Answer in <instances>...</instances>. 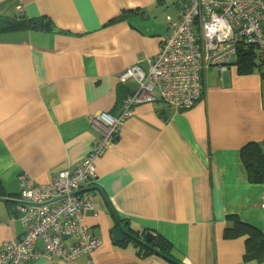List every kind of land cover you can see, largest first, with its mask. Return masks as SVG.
<instances>
[{
    "label": "crops",
    "instance_id": "crops-1",
    "mask_svg": "<svg viewBox=\"0 0 264 264\" xmlns=\"http://www.w3.org/2000/svg\"><path fill=\"white\" fill-rule=\"evenodd\" d=\"M181 2L0 0V23L44 18L53 29L0 31V244L23 233L17 176L47 184L80 165L99 138L92 119L117 114L118 88L128 96L137 86L120 75L146 69ZM261 71L208 70L189 110L159 100L137 106L95 160V185L107 201L92 191L97 215L88 212L85 224L99 246L71 262L32 264H173L138 255L129 237L113 241L114 215L128 231L162 236L180 264H264L245 259L246 237H224L228 215L264 235V186L248 183L239 156L264 140Z\"/></svg>",
    "mask_w": 264,
    "mask_h": 264
},
{
    "label": "built area",
    "instance_id": "built-area-1",
    "mask_svg": "<svg viewBox=\"0 0 264 264\" xmlns=\"http://www.w3.org/2000/svg\"><path fill=\"white\" fill-rule=\"evenodd\" d=\"M21 11V7H16ZM254 49L264 62V0H182L176 20L169 21L157 54L146 69L133 66L119 81H136L116 115L100 113L92 119L99 132L87 156L72 170H62L47 184H32L17 176L15 219L20 238L0 244V264H32L38 260L71 262L90 255L100 244L85 224L93 207L95 160L115 140L119 128L134 109L159 99L177 110L191 109L204 94V74L224 72L238 61V51Z\"/></svg>",
    "mask_w": 264,
    "mask_h": 264
},
{
    "label": "trees",
    "instance_id": "trees-1",
    "mask_svg": "<svg viewBox=\"0 0 264 264\" xmlns=\"http://www.w3.org/2000/svg\"><path fill=\"white\" fill-rule=\"evenodd\" d=\"M31 27L35 30H49L52 29L48 20L42 19H27L17 18L14 21H7L0 23V31H12L19 30L26 27ZM53 30V29H52ZM238 61L235 65L240 74H249L255 70L261 71L262 62L257 59V55L252 48H244L238 51ZM261 75L264 77V71H261ZM117 103L121 104L122 99L127 95H124L123 87H119L117 90ZM120 110V105L117 113ZM240 161L244 168L246 178L251 185H263L264 186V140L261 143L250 142L244 145L239 152ZM114 218L117 223L121 222L116 215ZM125 222V221H124ZM227 224L231 223V226H226L224 231V237L227 239L246 237L245 241V259L258 260L264 259V235L262 232L254 226L248 225L242 222L235 215H228L226 218ZM128 231V230H127ZM130 239L134 241L137 254L142 257H147L152 254H158L167 258L173 264H180L173 257V246L165 240L162 236L156 235L155 240L149 243L148 246H143L137 239H142L146 231H129ZM124 241L117 243L118 245H124Z\"/></svg>",
    "mask_w": 264,
    "mask_h": 264
},
{
    "label": "water",
    "instance_id": "water-1",
    "mask_svg": "<svg viewBox=\"0 0 264 264\" xmlns=\"http://www.w3.org/2000/svg\"><path fill=\"white\" fill-rule=\"evenodd\" d=\"M88 190L90 191H97L101 194V196L103 197V199L105 201H107L106 197H105V194L102 192V190L97 187L96 185L94 186H91L88 188ZM13 202H16L18 203V201H13ZM118 225V228H115L111 231V238L113 241L115 242H122L124 240L125 237H131L132 236L130 235V232L127 231L125 228H124V225H121L120 223H117ZM139 243H141V245L143 246H148L149 243H152L154 240H155V235H153L152 232L150 231H147L142 239H137Z\"/></svg>",
    "mask_w": 264,
    "mask_h": 264
},
{
    "label": "rangeland",
    "instance_id": "rangeland-1",
    "mask_svg": "<svg viewBox=\"0 0 264 264\" xmlns=\"http://www.w3.org/2000/svg\"><path fill=\"white\" fill-rule=\"evenodd\" d=\"M210 70H216V71H218L217 69H215V68H212V69H210ZM157 100H159V99H157ZM160 101V100H159Z\"/></svg>",
    "mask_w": 264,
    "mask_h": 264
}]
</instances>
